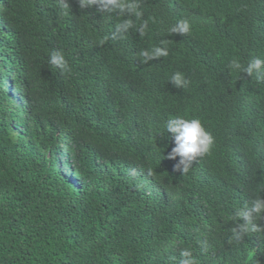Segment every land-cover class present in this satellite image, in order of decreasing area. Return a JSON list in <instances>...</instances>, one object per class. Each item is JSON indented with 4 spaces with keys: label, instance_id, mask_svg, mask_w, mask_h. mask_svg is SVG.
Returning <instances> with one entry per match:
<instances>
[{
    "label": "trees",
    "instance_id": "trees-1",
    "mask_svg": "<svg viewBox=\"0 0 264 264\" xmlns=\"http://www.w3.org/2000/svg\"><path fill=\"white\" fill-rule=\"evenodd\" d=\"M234 2L137 0V18L0 0V264H179L185 249L195 264H264V216L237 229L264 198V158L250 167L222 141L242 138L238 109L247 143L264 131V85L231 67L264 59V0ZM155 48L167 55L146 60ZM177 117L214 137L187 172L168 158Z\"/></svg>",
    "mask_w": 264,
    "mask_h": 264
},
{
    "label": "clouds",
    "instance_id": "clouds-1",
    "mask_svg": "<svg viewBox=\"0 0 264 264\" xmlns=\"http://www.w3.org/2000/svg\"><path fill=\"white\" fill-rule=\"evenodd\" d=\"M236 1L237 0H235L232 6H235ZM78 3L81 8L98 7L101 11H114L121 15L135 16L137 18L143 15L139 10L137 0H78ZM132 27L133 21L131 19H125L118 25L117 31L126 32ZM171 31L179 35L187 34L190 32V24L187 20H181ZM143 55L147 60L166 56L167 51L166 49L155 48L151 53L144 52ZM49 62L63 72L71 71L67 60L60 52H53ZM231 67L248 76L255 73L256 79L259 81L258 83L264 85V59L254 58L242 64L237 60H233L231 62ZM251 81L253 82V80ZM171 83L176 87H186L188 81L185 80L180 73H175L172 76ZM260 94L264 95V87L261 89ZM245 103L251 106L250 99H247ZM224 114L227 116V112H224ZM229 116H232L231 123L234 130L239 131L242 138L237 139L224 136L222 137V141L234 140L236 146H240L243 159L252 167L264 158V131L259 132L252 142L247 143L246 138L252 126L247 121L245 110L238 109ZM167 132L171 134L175 145L168 154V158L175 159L177 156L180 158L175 167L181 172H187L191 164L195 162L197 158L210 153L214 144V137L203 127L198 118L184 119L177 117L170 119L167 122ZM238 216L241 220L237 225L239 232L256 230L257 225L253 223V218L254 216H264V198L253 201L251 207H246L241 210ZM181 257L179 264H195L190 250H183L181 252Z\"/></svg>",
    "mask_w": 264,
    "mask_h": 264
}]
</instances>
